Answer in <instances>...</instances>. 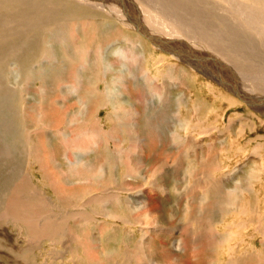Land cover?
<instances>
[{"label": "rangeland", "instance_id": "1", "mask_svg": "<svg viewBox=\"0 0 264 264\" xmlns=\"http://www.w3.org/2000/svg\"><path fill=\"white\" fill-rule=\"evenodd\" d=\"M11 1H13V3ZM11 1L10 0H4L2 2V0H0V5H1L0 8H2L1 11H3L4 14L6 13L5 17H7V16L16 17L13 20H20L21 18L26 19L27 18L26 16H28L30 14V12L27 10H29V8L34 10V8L36 6H40V5L42 6V8L44 10L49 9L50 12L53 8L54 9H60L61 8L62 14L60 13L58 15V17L63 18L65 15H67V18L58 22L59 24L58 23L55 24L52 22L51 28L50 29L47 28L46 30L44 29L45 30L44 32L35 28L32 33H29L28 35H26L29 37L33 36V38H35V39H37L38 35L40 36V40L42 39L41 40L42 43L40 42V45H41V47H44V49L46 48L45 49L46 52L44 54L45 56L44 55L42 57L40 56V55H42L41 54L42 52L40 51V48H39L40 46L39 47L36 46L34 44V42L31 41V43H29V45L26 47L27 48L26 51L19 55V58L14 56V55L13 56L15 58L12 57V55L9 57H6L7 54L4 52H2L3 53L1 56L2 58L0 57L1 63L3 62V64L0 63V71L2 72V76L0 75V80L3 83V86L1 85L3 88V89L1 88L3 92L0 90V94H3L4 92L6 93L7 91L12 89L11 91H13V93L11 94V96L9 98V102L12 104V106H11L12 108L15 107L13 110L12 109H5L3 115L11 114V117H14V119L13 118L12 119L15 120L16 122H18V124H19L18 127L20 128V129L16 128V130H14V132L13 131L9 132L8 135H6L2 131V128L0 125V143L2 141L9 143V148H10L9 153H4V155L0 154V164H4V165H2L0 171L2 173H4L5 175L9 176V178L7 179L5 188H0V200H1L0 212H4L7 215H9L6 218H3L0 214V221H1L0 222V264H91V263L92 264H103V263L104 264H137L136 262L133 263L132 261H129L127 259L125 252L127 250L126 249L127 246L129 245V247H132L133 246L132 245L133 240L140 237V235L142 233V232H140L141 230L148 231V233H149L150 239H148L149 240L148 241L149 242L148 243V245H149L148 246L149 247L148 248L149 249L148 250V257L153 258L154 260H158V262L160 264H179L180 262H181L180 264H185V263L186 264H231V263L236 264L233 261H237V258L239 259L240 262L242 259V261H243L242 264H253V263L264 264V232H263L264 229H258L256 227L257 222L253 225L254 227L249 226L248 220L251 217L250 212L245 211L242 214H237L232 209L229 210L227 212V214H224L222 216V218L220 219V221L215 225V229L218 230L219 232H221V235L224 234L225 236L226 235L228 236V237L226 236L227 239L224 240L221 238L219 240V237H216L215 240H212L210 238L208 239L205 237L204 239L206 241L203 239V241L201 243V249H204V247H206V250L201 253V256L197 255V253H198L196 251V247H197L196 244L198 242L197 241V236H198L197 231L193 230V229L189 230L188 228H186L187 225H191L188 222L192 223L195 221H192L190 219L189 215L186 216V214H183V213H185L184 209H183V205H188V204H186L187 201L185 198L179 199L177 196L178 191H183L185 193V194L183 193V196L187 195V192H186L187 190L185 187L190 186L191 183H193V179L190 178V181L187 184H185L182 181H181V183L179 182L180 183L179 184L176 181V177L181 178V174L180 173L178 174V172H176L174 170V166H175L174 164H172V165L170 164L172 156H170V158L168 160V163L170 162L168 165L169 169L168 168L162 169V166H161V163L166 161V160H163V157H161V155L163 156L164 151L169 152L172 149V151H171L172 153L175 151L173 158H176V157H174L175 155L177 156V155H181L183 152H188L187 148L190 147L188 144H190L191 142H193V143L195 142L196 144L201 145L203 147L202 149L205 150V152L208 156L211 155L212 149H218V153H220L221 150H224V152H226L225 156L223 158L224 160L222 159V161H221V165H224V164H226V165L218 166L213 171L212 176L214 178L219 173H221V171H219V168H224L223 170L225 172H223V173H224L225 177L236 178L237 176H239L241 174V172L237 173V174H235V173L239 170V168L241 166L245 165L246 160H251L253 162L256 161V163L257 162H263L264 161V153L262 154L263 156H261L260 159H258L259 157L257 155H255V157L253 159L252 158L253 154H251V153L253 151L256 152L255 148L252 149V147L256 146L257 142H264V126H260L257 122L260 120V121H262V122H260V124L264 125L263 124L264 123V112L262 111V108L264 107L263 106L264 103L261 101H257L258 99L254 100L255 98H253V99L250 98L251 100H253V102L255 101L254 105H252L250 103V101L246 100L247 101V103H246V101L242 100L241 98H239L236 95L231 96V95H233V93H231V91L227 90L225 87H223L222 85L217 83L215 80L210 79V78L202 75L198 71L194 72L196 74V77L198 80L193 79L194 76L190 75V73L188 75H186V73H183L184 75L183 74H181V75L185 78V82L187 84L186 87L189 86L188 91L190 90L189 93L191 94V97H190L191 100L189 98V100H190L189 102L191 104L197 103L198 105H200V113L201 114L198 113V115H199L198 117H196V118L193 117V119H191L190 115H192V114H191V112L188 113V111H187V109L189 107H188V102L186 100H181L182 102L180 103L177 94L175 96H173V94L171 93V95L173 97L170 96V99H171V101H170L168 95L166 96V94L164 92L165 88L160 89V87L156 86V88H154L155 90H153V89L152 90H145V89H147L145 87L146 85L145 84L143 85V81H144V77H145V74L143 73L144 68H146L148 66L150 68V70H152V72L156 74L157 72H154L153 70L158 69L156 67L157 66L156 62L158 59H160L161 53L163 56L166 55L173 62H177V63L180 62L184 68L189 70L188 66L184 64L187 62V59H182L181 56H179V55H172L171 52L166 51L165 49H162L161 47L160 48L154 47L153 44L143 34L138 33L133 28H129L127 26L125 27V25L117 19L116 15L109 8H107V10L100 9L97 6H95V8H93L91 6H87V5H85L83 3H79L77 1L74 3L73 2L74 0H48V1L37 0L36 3L34 0H11ZM91 1H95V0H91ZM96 1H102V0H96ZM110 1L111 0H104V3H109ZM63 2L65 3L64 5H63ZM7 3H8V5H7ZM19 3H21V4H19ZM22 3H23V5H22ZM46 5H48V6L46 7ZM5 6H7V7H5ZM22 7H23V9H22ZM6 10H7V12H6ZM33 10H31V12ZM17 11H21L25 15L22 14V17L17 16L15 14V13H17ZM127 12L130 14V12L128 10H127ZM135 12H136V10H135ZM12 13L15 15H13ZM53 13L55 14V11H53ZM9 14H11V15H9ZM107 16H109L110 18L109 17L107 18ZM5 17L3 19H5ZM17 17H19V19ZM115 26H117V27H115ZM121 29H122V32L128 33V35H131V37L137 42L139 41L137 36L142 35L143 37L142 36H140V37L144 38L146 40L145 43L142 42L143 45H141V43H140V46H135V45H132V44L126 42L122 38L123 34L121 32ZM47 30H49V31H47ZM4 32L6 34H8V33H11L12 31L11 30H5ZM36 32H38V34ZM41 33L43 35H41ZM72 33H74V34H72ZM115 34H117V35H115ZM100 35H102L101 38H100ZM135 35H137V36L135 37ZM45 36H46V38H45ZM113 36H114L116 41L114 40ZM57 37H58V40H57ZM131 37L129 36V39H132ZM85 38H86V41H85ZM44 39L46 42L44 41ZM46 39H48V40H46ZM54 39H55V41H54ZM102 39H103V41H102ZM60 40H62L61 41L62 43L57 42ZM98 40L101 42H99ZM104 40L106 42H104ZM18 41H19V38H18ZM7 42H9V41H7ZM7 42H5L6 45H5V43H3L2 44L3 46H1L3 51L6 52V51L11 50L13 47L14 48L16 47L12 41H10L9 43H7ZM37 42L39 43V41H37ZM77 42L79 43V45L81 43L82 44L79 46ZM90 42H92V43L94 42L93 44H97V46L96 45L92 46V43H90ZM7 44H8V46H7ZM87 45L90 47L86 48V47H88ZM121 45H123L124 47ZM128 46H129V48H128ZM32 47H35V48L33 49ZM36 47H37V49H36ZM113 47H114V49H113ZM119 47H122L125 50H127V48H128V50L126 51L127 53L130 49V51H131L130 54H133V56L136 55L135 57H137V59H138L137 63L128 62L127 66L129 65L130 70H129V67H126V65H125L126 70L123 68L124 67L123 65L125 64V62L123 64L122 63L123 60L119 59V57L117 55H115V53H114V50L115 51L119 50ZM104 48H105V50H103ZM91 49H92V51H91ZM34 50H37V51H34ZM72 50H73V52H72ZM85 50H86V52H85ZM48 51L51 53L54 51V53L48 54ZM36 52L39 54V56H38V54H37V56H35ZM82 53L84 56H82ZM137 53L141 56H142L141 53H143V58L141 56L139 58L137 56ZM59 55H60V57H58ZM205 55H207V54H205ZM210 55H208V56H210ZM25 56H28V58L32 57V56L33 57L28 59ZM166 56L164 57L165 58L164 61L167 60ZM4 57L6 60L3 59ZM103 57H105L107 60H109V63H110V61L112 62V63H110L111 68L108 69L106 72L104 70V65H103L104 64V61H103L104 58ZM25 58H26V60H24ZM38 58H39L40 63L37 62ZM7 60L9 63L7 62ZM142 60H144V61H142ZM118 61H119V63H118ZM19 62H20V64H18ZM21 63L22 64L25 63V64L21 65ZM213 63H215V62H213ZM7 64H10L11 66L7 65ZM207 64H211V62H207ZM17 65H18V68H17ZM133 65H135V67ZM223 65H225V64H223ZM19 66H21V67L23 66V67L21 68ZM12 67L17 68L20 71V74L24 75V76L20 75V78L18 81L15 79V76L12 72ZM79 67H80V70H79ZM3 68H4V70H3ZM113 68H114V70H113ZM133 68L135 69V72L133 71L134 70ZM200 69H202V68H200ZM5 70H7L6 71V72H8L7 74H6ZM53 70L55 71L56 74H54ZM82 71H83V73H82ZM118 74L122 75L123 78L125 77V79H127V81H128L127 83L128 84L130 83V85L123 87L122 81L118 80V78H117L119 76ZM8 75H10V76H8ZM114 75H116V76H114ZM198 75H199V77H198ZM66 76H67V78L65 80ZM3 77H5V79ZM136 77H138L139 83L142 84L141 86L140 85L137 86V84H135L134 79ZM23 78H25V79H23ZM27 78H28V80H27ZM77 78H78V80H77ZM116 78H117V80H115ZM29 79L31 80V82ZM23 80H24V82H22ZM50 80L52 81V83ZM19 81L21 83H19ZM26 81H28L27 82L28 86H27V84L25 85ZM91 81H92L93 85L91 84ZM29 82H30V84H29ZM80 82H82V84ZM105 82H106V84H105ZM7 83H8V85H10L9 88H8ZM115 83H117L118 85H121L120 88L123 89V91L126 95V98L128 99V102L132 105L134 104L133 106L137 105L134 108L138 112V114L136 115L137 116L136 119H139L138 120L139 122L137 121V123H136L137 125L135 127L138 130H136L134 132H139V134H137L136 137H139L142 139L144 138L143 139L144 143L147 142L148 151H147L146 156H148V154L151 155L153 153L149 158L148 164L146 165V167H148V168H145V170H149V167L150 168L157 167L159 165V162H160L159 168L157 167L159 174L157 175V173H156V175H154V177L159 178L158 179L159 181H161V180L164 181L166 179L164 181L165 182L164 185L165 184L169 185L170 188L169 187L168 188L173 190L170 196H167L163 199L164 204H161V205L158 204V202L160 203L161 201H160V197L157 195L158 193L154 194L156 192V188L154 186H152L151 184H142L141 180L139 178H138L139 180L138 179L137 180L136 179H129L128 181L124 180L121 176L122 175L121 169L119 170L120 173L118 174V176H117L118 179L116 181L111 182L112 181L111 179L113 177L110 176V174L107 172L102 177H96L95 176V184H94L95 187H93V188L90 187L88 189H85L87 185L90 186V184L87 183V179L91 178L93 173H95V159L100 157V155H95V139H96L95 138L96 135L94 134L95 133L94 132L95 120H96L97 127L100 126L101 122L102 123L105 122L104 124H105L106 128L108 127L107 125L109 123L110 124L112 123V124H114V126H116V121H114V120L112 121V119L110 120V118H109L110 115H114V112H113L114 110L112 111V109H113L112 103L111 102L106 103V101L104 102L102 97L103 98H106V97L105 96L101 97V92L106 87H112L113 88V85ZM213 84H214V86H213ZM14 85L15 86L19 85V86L15 87ZM68 86H71L74 89V91L69 89ZM139 87H141V88L139 89ZM186 87H185V89H186ZM214 87L217 89H215ZM13 88H14V90H13ZM52 88L54 91H56L55 93L52 90ZM213 88H214V90H213ZM86 89H87V91H86ZM167 89H168V87L165 89L166 92H167ZM159 90L160 91L163 90L164 94L158 92ZM45 91H46V93H45ZM146 91H148V92H146ZM188 91L186 89L187 93H188ZM24 92H26V95H24L25 94ZM48 92L50 93V95ZM51 92L53 95L51 94ZM73 92H74V94H73ZM223 92L225 94H223ZM59 93L62 97H58V96H60ZM67 93H69V94H67ZM208 93H211V94H208ZM200 94L202 95V97L200 96ZM27 96H29V97H27ZM44 96H46V97H44ZM50 96H53V99H50L51 98ZM159 96H161L160 99H159ZM211 96H212V98H211ZM38 97H40V98H38ZM151 97L153 100H151ZM64 98H65V100H62ZM97 98H98V100H97ZM146 98H148V99H146ZM164 98H166V100H164ZM233 98H234V100H233ZM37 100H40V101H37ZM48 101H50V103H48ZM232 101H233V103H232ZM24 103L25 104L28 103V104L25 105ZM52 103H54V105H57V107L52 105ZM212 103H213V105H211ZM168 105L172 106V107L169 108ZM184 105H185V107H184ZM58 107H59V109H58ZM108 107H110V108H108ZM156 107H158V109H156ZM213 107H214V109H213ZM26 108H28V109H26ZM164 108H166V109H164ZM104 109H106L107 111ZM148 109H151V110H148ZM172 109H176V110H172ZM33 110H35V111H33ZM52 110H53V112H52ZM167 110H168V113L170 112L169 114H167ZM56 111L57 112L59 111L60 114H62V116H60L59 112L57 113ZM88 111H90V112H88ZM122 111L125 113L124 108L122 109ZM139 111L140 112L142 111L141 112L142 114ZM145 111H147V112H145ZM148 111H150V112H148ZM155 111L158 114L155 113ZM159 111H160V113H162L161 111H164V112L162 114H160ZM176 113H177V115H176ZM153 114H154V116H153ZM155 114L158 116H156ZM25 115H27V117ZM63 115L66 116L64 122H62L64 120ZM149 115H150V117H149ZM162 115H164L167 118H165ZM181 115L184 118L181 117ZM186 115H187V117H186ZM206 115H207V118H206ZM215 115H216V117H215ZM41 117H43L42 118L43 120L41 119ZM178 117H179V119H178ZM203 118H204V120H203ZM38 119H40V120H38ZM97 119H101L102 121H97ZM152 119L154 120V122ZM172 119L175 121H173ZM186 119L188 121L193 120L191 122L192 124L190 123V126H188L187 129L186 128L181 129L180 125L185 123ZM194 119L195 120L197 119V120L195 121ZM199 119H200V121H199ZM238 119H241V120H238ZM28 120H30L31 122L27 123ZM60 120H62V121H60ZM150 120H151V122H150ZM157 121H158V123H157ZM160 121H162V123ZM163 121H165V122H163ZM213 121H214V123H212ZM230 121L231 122H233V121L237 122L238 125L235 126V128H234L235 130L234 129L232 130L230 128L226 129V127H228ZM68 122H71V124L66 126V124ZM144 122H146V123H144ZM152 122H153V124H152ZM199 122H200V125H199ZM209 122H211V123H209ZM216 122L218 124H215ZM253 122H255V123H253ZM175 123H178V124H175ZM252 123H253V125H252ZM86 124L90 125V127L92 128V129L90 128V131H89V128H88V131L84 130V127L86 126ZM38 125H39V127H37ZM74 125H76L78 127H76ZM208 125H210V126H208ZM28 126L30 127V129L27 128ZM93 126H94V128H93ZM137 126H139V127H137ZM35 127L39 128V129H36ZM46 127L48 128V130ZM75 127H76L77 131H76ZM176 127H178V130ZM45 128H46V131H45ZM140 128H142V129H140ZM114 129L105 131L101 134L107 135L109 132H114L116 135V132L114 131ZM155 129H158V131ZM241 129H242V131H241ZM35 130H37V131H35ZM220 130L222 131V133L218 134V132ZM72 131L73 132L76 131V132L73 133ZM149 131H153L152 132L153 134L155 131H156L155 134L158 132V134H156L157 138H154L155 135H152V133H150ZM173 131L177 132V133L174 134ZM64 132L68 136L67 135L65 136ZM179 132H180V134H179ZM243 132H245V133H243ZM11 133H12V139L10 138ZM141 133L142 134L144 133V134L142 135ZM98 134H100V133H98ZM185 134H187V135H185ZM258 134L260 135L261 138L259 139V141H256L255 138H257ZM177 135H178V137H177ZM14 136H15V139H14ZM25 137H28L27 140H25ZM221 137H225L227 141L229 138L231 141L229 140L228 141L229 144L224 143V145H223V143L219 141V139ZM249 139L250 140L252 139V140L250 141ZM145 140H147V141H145ZM187 141H188V143H187ZM227 141H225V142H227ZM43 142H45V143H43ZM101 142H102V140L99 141L98 143L101 145ZM114 142H115V140H114ZM119 142H120V140L117 139L116 143H119ZM132 143H130V144L128 143V144L131 145ZM230 144H231V146H229ZM100 145H98V146H100ZM151 145L152 146L157 145L156 150H154V152H153ZM25 146L27 148V151H25V154L23 155V147H25ZM75 146H76V148H75ZM87 146H90V147L92 146L94 151L89 152L91 154L85 156L87 158L83 159L82 162H80L78 165H69L68 164L69 161H72V159L74 157H76V154H74L72 152V150L82 149L80 147H83V149H85ZM176 146H177V148H176ZM241 146H243V148ZM12 147L13 148L16 147L17 153L13 152ZM29 147L32 150L31 152H29ZM229 148L231 149V152H229L230 151ZM33 149L35 150V154H34ZM241 149H242V151H241ZM234 150H235V152H234ZM243 151H244V155H243ZM52 153H53V155H52ZM170 153H168V154H170ZM232 154H234V157L232 156ZM49 156H50L51 160L48 159ZM119 157H117V158H119ZM240 158H242V159H240ZM12 159L15 162L14 165L12 164ZM238 159H240V160H238ZM59 160H62V161H59ZM45 163H47V164H45ZM68 165H69V167H67ZM148 165H151V166H148ZM20 166H22V168ZM195 166H196L195 168L192 166L193 169H197L199 167V165L198 164L196 165V163H195ZM74 167H76V168L74 169ZM184 167L188 168V164H186L185 161L183 164V168ZM245 168L248 169L249 167L244 166V169ZM61 169H63V170L65 169V170L63 171ZM189 169H191V166H189ZM24 170H26V171L23 172ZM161 171H163L164 173H162ZM172 171H173V173H172ZM17 173H18V175H17ZM262 175H261V179L258 181V183H256V190L258 189L257 194H256L257 195V201H255V199H254V202L255 203L257 202V204L253 203L254 209L256 208L255 209V213H256L255 217L257 220L259 217V226H261V227L264 226V174H262ZM110 177H112V178H110ZM218 178H220V176ZM103 179H104V181H103ZM135 180L137 182V185H136ZM7 183H9V184H7ZM107 183H109L108 184L109 187L105 186V185H107ZM120 183H122L123 185ZM174 183L179 186V190L177 192H174L175 188H174V186H172V185H175ZM139 184L141 186L144 185L143 186L144 188L143 189H141V188L136 189V187ZM228 185H230V183H228ZM7 186H8V188H7ZM103 186H105V187H103ZM101 187H103V188H101ZM115 188L118 190L116 191ZM124 188H133V191H132L133 193H135L136 191L141 189V191L144 192L145 195L147 194L148 203L150 205H153L151 207L152 210H149V211L155 215V219L158 220L159 226L160 225L163 226L162 230L157 231L159 229V226H155V224H152V223H149V224H146V223H138V224L126 223L125 220L127 218L131 219L132 216L136 215V213H133V214L129 213L128 214V211H127V209H125L124 204L121 205L123 207H121L120 204L116 207L115 204H117V203H115L113 201V199L112 200L109 199V201L107 202L108 204L107 203L103 204L104 202H102V200L104 198H106L107 196L118 195L119 193H122V194H124V196H122V197L125 198L127 195H129L131 191L126 192V191H124ZM19 190H20V192H19ZM63 192H65V193H63ZM106 192L108 193V195ZM109 193H111V194H109ZM126 193H128V194H126ZM30 194H31L32 199L29 196ZM104 194H106V196H104ZM12 195L15 196L16 200H18L24 207H26L27 213H24V214H28V215L33 217V219L31 218L30 222H28V223L26 222V216H24V214H19V217H18L15 215V213H13L11 210H9L6 207V202L8 201L9 198L12 197ZM89 196H98V198H97L98 202L95 201L96 204H89L88 203ZM85 198H87V199H85ZM30 199L32 201H29ZM157 199H159V201ZM74 200H76V201H74ZM77 200H79V201H77ZM250 200H251V198H250ZM180 201H181V203H179ZM69 202H73V203H69ZM121 202H122V200H121ZM79 205H81V207H79ZM28 207H29V209H28ZM48 207H49V209H48ZM162 207H163V209H162ZM36 209H37V212H35ZM85 209H88V210H85ZM29 211L32 213H30ZM71 211H73V212H76V211L84 212V214L81 213V216L93 215L94 219L95 220L97 219L98 223H95V221H88V223L87 222L82 223V224L80 223L81 225L77 224L76 217H74L72 214H70ZM172 211H174V212H172ZM108 212L110 214L114 213L116 219L113 217L110 218L108 216L105 217L104 214H106ZM251 212H252V209H251ZM102 213H103V215H102ZM120 213H122V214H120ZM62 214L65 216H63ZM99 214H101V215H99ZM11 215H13V216H11ZM34 215H36V216H34ZM66 215H68V216H66ZM54 216L57 218H55ZM62 217H64V218H62ZM68 217L70 220L68 219ZM219 217H220V215H219ZM10 218H12V219H10ZM65 218H67V220H65ZM52 219H53V221H52ZM241 219H242V221H241ZM159 220H161V221H159ZM229 220L232 221V223ZM100 221H102V223ZM111 221H113V222H111ZM245 221H247V222H245ZM116 222H118V223H116ZM53 223H54L53 226L56 225L55 227L59 228V230L57 231L56 237L50 239V238H48L47 235L51 231L52 226H50V225ZM59 224H60V226H59ZM144 224L146 225V227ZM185 224H186V226H185ZM236 225H238V226H236ZM111 226H112V229H111ZM113 226H114V228H113ZM108 228L110 230H108ZM165 228H168V229L170 228L169 233L165 234V231H164ZM104 229H106V231ZM127 230L128 231L130 230L129 232H131V233L133 232V233L131 235H127L126 234V233H128ZM132 230H134V231H132ZM62 231H63V234H61ZM115 231H117V232H115ZM186 231H188V232H186ZM94 232L97 234H95ZM45 233H46V235H45ZM78 233H79V235H78ZM204 233H205V231H204ZM151 235H152V237H151ZM193 237L195 239H193ZM86 239H88V240H86ZM93 239H95V240L98 239V242H96L97 240L94 241ZM124 239H126L128 241H125ZM99 240L101 242H99ZM116 240H118V241H116ZM209 240H211V241H209ZM121 241H123V242H121ZM142 241L145 242V239L143 238ZM179 241H182V243H183V245H181V247L177 246V243ZM245 244H246V246H245ZM232 248H233V250H232ZM247 248L250 250H248ZM73 249H75V251ZM111 250H112V252H111ZM169 250L171 251V253L169 252ZM223 250H224V252H223ZM101 251H103V252H101ZM209 251H211V253ZM100 255L102 256L103 259H101ZM205 256H206V258H205ZM221 258H222V260H221ZM161 259H162V261H161ZM227 259H228V261H227ZM169 261H170V263H169Z\"/></svg>", "mask_w": 264, "mask_h": 264}, {"label": "bare ground", "instance_id": "2", "mask_svg": "<svg viewBox=\"0 0 264 264\" xmlns=\"http://www.w3.org/2000/svg\"><path fill=\"white\" fill-rule=\"evenodd\" d=\"M4 0H2L3 2ZM11 1V0H10ZM35 3L37 0H34ZM44 1H48V0H44ZM79 2V3H83L87 6H91L93 8H95V6L99 7L100 9L103 10H107V8H109L117 17V19L119 21H121L125 27H129V28H133L135 29L138 33L143 34L152 44L154 47H158V48H162L165 49L166 51H169L172 53V55H179L181 56L182 59H187V62L184 63L185 65L188 66L189 70H187L186 68L183 67V65L179 62H173L172 60H170L166 55L167 60L164 61V57L161 53V57L160 59L157 60V68L153 70L154 72H157L156 74L152 72V70H150V68L147 66L146 68H144L143 73L145 74L144 77V81H143V85L145 84L146 88L145 90H155L154 88L160 87V89H164V92L166 94V96L168 95L169 99L171 93L173 94V96H175L177 94L180 103L182 102L181 100H186L188 102V113L191 112L192 115H190V118L193 119V117H198V113H200V105L196 104H191L189 101L191 100V94L188 91V87H186V82H185V78L181 75L183 73H186V75H188L190 73V75L194 76L193 79L198 80L196 77V74L194 73L195 71H198L199 73H201L202 75L215 80L217 83H219L220 85H222L223 87H225L227 90L231 91V93H233V95L231 96H238L239 98H241L244 101H250V103L252 105H254L255 101L253 102V100H251L250 98H255L254 100L258 99L257 101H261L264 103V0H111L109 3H104V0L102 1H91V0H74L73 2ZM13 3V1H11ZM11 3V4H12ZM16 3V2H15ZM40 3V2H39ZM42 3V2H41ZM21 4V3H19ZM29 4V3H28ZM47 4V3H46ZM54 4V3H53ZM56 4V3H55ZM65 3L63 2V5ZM8 5V3H7ZM23 5V3H22ZM62 5V4H61ZM79 5V4H78ZM1 6V5H0ZM12 6V5H11ZM48 5H46L47 7ZM7 7V6H5ZM64 8V7H63ZM62 8V9H63ZM133 10H132V9ZM2 8H0V57L2 56V52L6 53L7 56L9 57L12 55V57L16 56L19 58V55L21 53H24L26 51V47L29 45V43L34 42V44L36 46H40V51L42 52L40 55L41 57L45 54L46 52V48L44 49V47H41L40 42L42 43V39L40 40V36H37V39L29 36V33H32L34 31L35 28L41 30V31H45L47 28H51V24L53 23H58L62 20H64L65 18H67V15H65L63 18H59L58 15L61 13L62 14V10L60 9H52L51 12L49 9L44 10L42 8V6H36L33 9L27 10L30 12V14L28 16H26L27 18H21L20 20H13L16 17H10L7 16L5 17V14L3 13V11H1ZM6 9V8H5ZM23 9V7H22ZM51 9V8H50ZM17 10V9H16ZM19 10V9H18ZM31 10H33L31 12ZM127 10L130 12V14L127 12ZM136 10V12H135ZM10 11V10H9ZM53 11H55V14L53 13ZM7 12V10H6ZM24 12V11H23ZM108 12V11H107ZM54 15H53V14ZM69 13V12H68ZM104 13V12H103ZM111 13V12H110ZM139 13V14H138ZM8 14V13H7ZM13 14V13H12ZM17 16L22 17V12L21 11H17V13H15ZM13 14V15H15ZM72 14V13H71ZM70 14V15H71ZM74 14V13H73ZM105 14V13H104ZM11 15V14H9ZM12 15V16H13ZM25 15V14H23ZM88 15V14H87ZM141 16V17H140ZM5 17V19H3ZM10 17V18H9ZM106 17V16H105ZM109 16H107L108 18ZM19 19V17H17ZM110 18V17H109ZM112 18V17H111ZM142 18V19H141ZM108 20V19H107ZM75 21V20H74ZM91 22V21H90ZM59 24V23H58ZM53 26V25H52ZM108 26V25H107ZM117 27V26H115ZM123 27V26H122ZM45 29V30H44ZM57 29V28H56ZM75 29V28H74ZM5 30H11V33L6 34L4 31ZM52 30V29H51ZM93 30V29H92ZM49 31V30H47ZM71 31V30H70ZM120 31V30H119ZM127 31V30H126ZM10 32V31H9ZM122 32V29H121ZM38 34V32H36ZM88 33V32H87ZM120 33V32H119ZM133 33V32H132ZM74 34V33H72ZM123 34V39L135 46H140L143 45V43H145V39L141 38L140 36L135 35V37L137 36V38L139 39V41H135L131 35H128V33L126 32H122ZM135 34V33H134ZM41 35H43L41 33ZM113 35V34H112ZM117 35V34H115ZM133 35V34H132ZM17 36V37H16ZM65 36V35H64ZM102 35H100L101 38ZM111 36V35H110ZM129 36L133 39H129ZM109 37V36H108ZM120 37V36H119ZM143 37V36H142ZM19 38V41H18ZM42 38V37H41ZM46 38V36H45ZM93 38V37H92ZM112 38V37H111ZM114 38V36H113ZM112 38V39H113ZM73 39V38H72ZM94 39V38H93ZM120 39V38H119ZM118 39V40H119ZM136 39V38H135ZM48 40V39H46ZM58 40V37H57ZM84 40V39H83ZM115 40V38H114ZM137 40V39H136ZM7 41H12L15 44V48L13 47L11 50L9 51H3V49L1 48V46H3L2 44L7 42ZM39 41V43L37 42ZM45 41V39H44ZM55 41V39H54ZM60 41H57L58 43H62ZM86 41V38H85ZM99 41V40H98ZM103 41V39H102ZM113 41V40H112ZM116 41V40H115ZM122 41V40H121ZM7 42V43H9ZM46 42V41H45ZM48 42V41H47ZM51 42V41H50ZM81 42V41H80ZM101 42V41H99ZM104 42H106L104 40ZM109 42V41H108ZM107 42V43H108ZM111 42V41H110ZM143 42V43H142ZM78 43V42H77ZM92 43V42H90ZM94 43V42H93ZM96 45L97 44H93ZM96 43V42H95ZM51 44V43H50ZM74 44V43H73ZM76 44V43H75ZM82 44V43H81ZM80 44V45H81ZM89 44V43H88ZM112 44V43H111ZM110 44V45H111ZM6 45V43H5ZM47 45V44H46ZM77 45V44H76ZM79 45V43H78ZM79 45V46H80ZM104 45V44H103ZM106 45V44H105ZM149 45V44H148ZM8 46V44H7ZM71 46V45H70ZM88 46V45H87ZM123 46V45H121ZM49 47V46H48ZM78 47V46H77ZM76 47V48H77ZM90 46L86 47L89 48ZM124 47V46H123ZM143 47V46H142ZM33 49L35 47H32ZM127 48V47H126ZM129 48V46H128ZM127 48V50H128ZM132 48V47H131ZM144 48V47H143ZM32 49V50H33ZM37 49V47H36ZM66 49V48H65ZM78 49V48H77ZM83 49V48H82ZM111 49V48H110ZM114 49V47H113ZM135 49V48H134ZM68 50V49H67ZM84 50V49H83ZM89 50V49H88ZM105 50V48L103 49ZM127 50H125L122 47H119V50H114L115 55H117L119 57V59L123 60V64L125 62V64L123 65L124 69H125V65L126 67H129V65L127 66L128 62H134L137 63V57H135L136 55L133 56V54H130V49L128 51V53L126 52ZM133 50V49H132ZM140 50V49H139ZM138 50V51H139ZM143 50V49H142ZM149 50V49H148ZM37 51V50H34ZM39 51V50H38ZM92 51V49H91ZM101 51V50H100ZM147 51V50H146ZM59 52V51H58ZM71 52V51H70ZM73 52V50H72ZM86 52V50H85ZM88 52V51H87ZM99 52V51H98ZM102 52V51H101ZM133 52V51H132ZM140 52V51H139ZM143 52V51H142ZM31 53V52H30ZM40 53V52H39ZM54 53V51L52 52ZM51 52L48 51V54H52ZM103 53V52H102ZM150 53V52H149ZM34 54V53H33ZM37 52L35 54V56H37ZM106 54V53H105ZM141 55H139L137 53V56L140 58V56L143 58V53H141ZM207 54V55H205ZM211 54V55H210ZM14 55V56H13ZM31 55V54H30ZM71 55V54H70ZM210 55V56H208ZM34 56V55H33ZM32 56V57H33ZM39 56V54H38ZM45 56V55H44ZM64 56V55H63ZM82 56L83 53H82ZM99 56V55H98ZM201 58H200V57ZM26 58H28V56H25ZM29 57L28 59L32 58ZM60 57V55L58 56ZM109 57V56H108ZM2 58V57H1ZM15 58V57H14ZM24 58V57H23ZM26 58L24 60H26ZM36 58V57H35ZM34 58V59H35ZM47 58V57H46ZM71 58V57H70ZM103 61H104V70L105 72L111 68V64L112 63L109 60H107L105 57H103ZM200 58V59H199ZM5 59V57L3 58ZM27 59V60H28ZM41 59V58H40ZM43 59V58H42ZM49 59V58H48ZM55 59V58H54ZM94 59V58H93ZM145 59V58H144ZM6 60V59H5ZM44 60V59H43ZM42 60V61H43ZM58 60V59H57ZM97 60V59H96ZM12 61V60H11ZM10 61V62H11ZM23 61V60H22ZM35 61V60H34ZM117 61V60H116ZM141 61V60H140ZM139 61V62H140ZM144 61V60H142ZM8 62V60H7ZM25 62V61H24ZM39 62V58L38 61ZM63 62V61H62ZM138 62V63H139ZM207 62H211V64H207ZM215 62V63H213ZM1 63V61H0ZM6 63V62H5ZM9 63V62H8ZM13 63V62H12ZM30 63V62H29ZM40 63V62H39ZM61 63V62H60ZM64 63V62H63ZM119 63V61H118ZM3 64V62L1 63ZM11 64V63H10ZM7 64V65H10ZM16 64V63H15ZM20 64V62L18 63ZM25 64V63H24ZM21 63V65H24ZM31 64V63H30ZM29 64V65H30ZM37 64V63H36ZM115 64V63H114ZM225 64V65H223ZM101 65V64H100ZM99 65V66H100ZM113 65V64H112ZM2 66V65H1ZM11 66V65H10ZM28 66V65H27ZM70 66V65H69ZM81 66V65H80ZM114 66V65H113ZM135 67V65H133ZM208 66V67H207ZM15 67V66H14ZM21 67V66H19ZM23 67V66H22ZM21 67V68H22ZM25 67V66H24ZM62 67V66H61ZM82 67V66H81ZM202 69H200V68ZM207 67V68H205ZM11 68V67H10ZM18 68V65H17ZM17 68H13L12 67V72L15 76V79L18 81L20 78V71ZM115 68V67H114ZM113 68V70H114ZM121 68V67H120ZM2 69V68H1ZM134 69V68H133ZM4 70V68H3ZM9 70V69H8ZM80 70V67H79ZM126 70V69H125ZM130 70V67H129ZM7 70H5L6 72ZM72 71V70H71ZM122 71V70H121ZM128 71V70H127ZM135 72V69L133 70ZM193 71V72H192ZM211 71V72H210ZM51 72V71H50ZM54 74L55 71L53 70ZM73 72V71H72ZM71 72V73H72ZM133 72V73H134ZM8 72H6L7 74ZM22 73V72H21ZM58 73V72H57ZM75 73V72H74ZM81 73V72H80ZM83 73V71H82ZM81 73V74H82ZM29 74V73H28ZM64 74V73H63ZM67 74V73H66ZM76 74V73H75ZM74 74V75H75ZM79 74V73H78ZM125 74V73H124ZM0 75L2 76V72L0 71ZM73 75V76H74ZM104 75V74H103ZM113 75V74H112ZM119 75V74H118ZM181 75V76H180ZM184 75V74H183ZM10 76V75H8ZM24 76V75H23ZM116 76V75H114ZM135 76V75H134ZM133 76V77H134ZM138 76V75H137ZM12 77V76H11ZM75 77V76H74ZM199 77V75H198ZM5 79V77H3ZM2 78V79H3ZM10 78V77H9ZM8 78V79H9ZM31 78V77H30ZM67 76L65 77L66 80ZM107 78V77H106ZM118 80L122 81V86H128L130 85V83L128 84L127 79H125V77L123 78L122 75H119ZM117 78L115 80H117ZM22 79V78H21ZM25 79V78H23ZM53 79V78H52ZM74 79V78H73ZM28 80V78H27ZM30 80V79H29ZM33 80V79H32ZM61 80V79H60ZM69 80V79H68ZM78 80V78H77ZM131 80V79H130ZM194 80V81H195ZM7 81V80H6ZM51 81V80H50ZM58 81V80H57ZM207 81V80H206ZM24 82V80L22 81ZM28 81H26L25 85L27 84ZM31 82V80H30ZM29 82V84H30ZM115 82V81H114ZM130 82V81H129ZM135 84H137V86H141L142 84L139 83L138 77H136L134 79ZM200 82V81H199ZM19 83H21L19 81ZM49 83V82H48ZM52 83V81H51ZM82 84V82H80ZM121 83V82H120ZM127 83V84H126ZM202 83V82H201ZM205 83V82H204ZM47 84V83H46ZM65 84V83H64ZM91 84L93 85L92 81ZM106 84V82H105ZM160 84V85H159ZM196 84V83H195ZM215 84V83H214ZM213 84V86H214ZM3 83L0 80V90L2 91V86ZM8 85V83H7ZM59 85V84H58ZM66 85V84H65ZM212 85V84H211ZM10 85H8L9 88ZM15 86V85H14ZM19 86V85H17ZM15 86V87H17ZM23 86V85H22ZM28 86V84H27ZM89 86V85H88ZM218 86V85H217ZM7 87V86H6ZM14 87V88H15ZM24 87V86H23ZM41 87V86H40ZM47 87V86H46ZM63 87V86H62ZM85 87V86H84ZM121 85H118L117 83H115L112 87H106L102 92H101V97L105 96L106 98H103V101L106 103L111 102L113 109L112 111L114 112V115H110L109 118L110 120L112 119V121H116V126H114V124H108L107 128L105 127V122L100 124V126L97 127L96 125V120H95V130H94V134L95 136V155H100V157L95 159V173H93L91 178L87 179V183L90 184L86 186L85 189L88 188H93L95 187V176L96 177H102L103 175H105L107 172L110 174V178H112L110 181H116L118 179V174L120 173V169L122 170V178L126 181H128L129 179H140L142 184H151L152 186H154L156 188V192L154 194H157L160 197V203L158 202L159 199H157L158 204H164L163 199L167 196H170L172 191L171 189H169V185H164V181L166 180H161L159 181L157 177H154V175L159 174L158 173V168L159 165L155 168H150L149 170H145L146 165L148 164L149 158L150 156L153 154H148L147 155V151H148V144L147 142L144 143V138H139L136 137L137 134H139V132H134L136 130H138L136 127V123L139 119L137 118V114L138 112L135 110L132 104H130L128 102V99L126 98V95L123 91L122 88H120ZM152 87V88H151ZM188 91V93L186 92V89ZM2 88V89H1ZM13 88V90H14ZM48 88V87H47ZM69 89H71L72 91H74V89L71 86H68ZM83 88V87H82ZM141 87H139L140 89ZM144 88V87H143ZM179 88V89H178ZM193 88V87H192ZM215 88V87H214ZM213 88V90H214ZM11 89V88H10ZM191 89V88H190ZM217 89V88H215ZM222 89V88H221ZM9 90V89H8ZM12 90V89H11ZM7 91L6 93L4 92L3 94H0V125L2 128V131L8 135L9 132H14V130H16V128L18 129V122H16L14 119V117H11V114H7V115H3L5 109H14L12 108V104L9 102V98L11 96V94L13 93V91ZM53 90V88H52ZM89 90V89H88ZM100 90V89H99ZM138 90V89H137ZM144 90V91H145ZM203 90V89H202ZM54 91V90H53ZM66 91V90H65ZM87 91V89H86ZM141 91V90H140ZM206 91V90H205ZM204 91V92H205ZM219 91V90H218ZM221 91V90H220ZM223 91V90H222ZM3 92V91H2ZM50 92V91H49ZM48 92V93H49ZM56 91H54L55 93ZM130 92V91H129ZM148 92V91H146ZM151 92V91H150ZM158 92L163 93V90H159ZM212 92V91H211ZM23 93V92H22ZM26 95V92H24ZM46 93V91H45ZM47 93V94H48ZM86 93V92H85ZM154 93V92H153ZM203 93V92H202ZM235 93V94H234ZM52 94V92H51ZM69 94V93H67ZM66 94V95H67ZM74 94V92H73ZM205 94V93H204ZM207 94V93H206ZM211 94V93H208ZM217 94V93H216ZM223 94H225L223 92ZM29 95V94H28ZM50 95V93H49ZM53 95V94H52ZM60 95V93H59ZM142 95V94H141ZM152 96V95H151ZM163 96V95H162ZM172 96V97H173ZM188 96V97H187ZM200 96L202 97V95L200 94ZM206 96V95H205ZM262 96V97H261ZM29 97V96H27ZM46 97V96H44ZM50 99H53V96H50ZM58 97H62L61 95ZM133 97V96H132ZM146 97V96H145ZM154 97V96H153ZM197 97V96H196ZM218 97V96H217ZM25 98V97H24ZM23 98V99H24ZM40 98V97H38ZM37 98V99H38ZM43 98V97H42ZM80 98V97H79ZM136 98V97H135ZM161 98V96H159V99ZM190 98V100H189ZM194 98V97H193ZM212 98V96H211ZM214 98V97H213ZM45 99V98H44ZM48 99V98H47ZM49 99V100H50ZM148 99V98H146ZM199 99V98H198ZM197 99V100H198ZM209 99V98H208ZM218 99V98H217ZM229 99V98H228ZM227 99V100H228ZM55 100V99H54ZM62 100H65L62 99ZM98 100V98H97ZM139 100V99H138ZM151 100L152 97H151ZM164 100H166V98H164ZM215 100V99H214ZM234 100V98H233ZM40 101V100H37ZM171 101V99H170ZM216 101V100H215ZM230 101V100H229ZM246 101V103H247ZM46 102V101H45ZM54 102V101H53ZM82 102V101H81ZM141 102V101H140ZM162 102V101H161ZM166 102V101H165ZM197 102V101H196ZM200 102V101H199ZM48 103H50V101H48ZM55 103V102H54ZM54 103H52V105H54ZM163 103V102H162ZM220 103V102H219ZM222 103V102H221ZM233 103V101H232ZM249 103V104H250ZM25 104V103H24ZM28 104V103H27ZM25 104V105H27ZM42 104V103H41ZM86 104V103H85ZM170 104V103H169ZM209 104V103H208ZM32 105V104H31ZM30 105V106H31ZM50 105V104H49ZM61 105V104H60ZM149 105V104H148ZM181 105V104H180ZM213 105V103L211 104ZM219 105V104H218ZM259 105V104H258ZM57 107V105H54ZM107 106V105H106ZM154 106V105H153ZM157 106V105H156ZM169 106V105H168ZM179 106V105H178ZM229 106V105H228ZM264 106V105H263ZM35 107V106H34ZM150 107V106H149ZM172 106H169V108H171ZM185 107V105H184ZM183 107V108H184ZM69 108V107H68ZM110 108V107H108ZM124 108L125 113L122 111V109ZM147 108V107H146ZM28 109V108H26ZM36 109V108H35ZM59 109V107H58ZM139 109V108H138ZM137 109V110H138ZM153 109V108H152ZM156 109H158V107H156ZM166 109V108H164ZM185 109V108H184ZM214 109V107H213ZM222 109V108H221ZM49 110V109H48ZM71 110V109H70ZM76 110V109H75ZM106 110V109H104ZM151 110V109H148ZM172 110H176V109H172ZM183 110V109H182ZM233 110V109H232ZM237 110V109H236ZM235 110V111H236ZM27 111V110H26ZM25 111V112H26ZM35 111V110H33ZM60 111V110H59ZM58 111V112H59ZM91 111V110H90ZM88 111V112H90ZM107 111V110H106ZM262 111L264 112V107L262 108ZM53 112V110H52ZM57 112V111H56ZM55 112V113H56ZM57 112V113H58ZM140 112V111H139ZM142 112V111H141ZM140 112V113H141ZM147 112V111H145ZM144 112V113H145ZM150 112V111H148ZM162 113L164 111H161ZM172 112V111H171ZM174 112V111H173ZM176 112V111H175ZM216 112V111H215ZM49 113V112H48ZM72 113V112H71ZM155 113H157L155 111ZM160 113V111H159ZM160 113V114H162ZM170 113V112H169ZM168 110H167V114ZM206 113V112H205ZM222 113V112H221ZM31 114V113H30ZM50 114V113H49ZM54 114V113H53ZM60 114V112H59ZM142 114V113H141ZM158 114V113H157ZM174 114V113H173ZM201 114V113H200ZM216 114V113H215ZM239 114V113H238ZM3 115V116H2ZM32 115V114H31ZM47 115V114H46ZM57 115V114H56ZM76 115V114H75ZM156 115V114H155ZM177 115V113H176ZM27 117V115H25ZM60 116H62V114H60ZM64 116V115H63ZM88 116V115H87ZM98 116V115H97ZM148 116V115H147ZM146 116V117H147ZM154 116V114H153ZM158 116V115H156ZM164 116V115H162ZM180 116V115H179ZM238 116V115H237ZM25 117V118H26ZM65 117L64 116V120H60L62 122L65 121ZM90 117V116H89ZM99 117V116H98ZM103 117V116H102ZM150 117V115H149ZM165 117V116H164ZM181 117H183L181 115ZM187 117V115H186ZM216 117V115H215ZM222 117V116H221ZM13 118V119H12ZM43 117H41L42 119ZM54 118V117H53ZM58 118V117H57ZM155 118V117H154ZM153 118V119H154ZM167 118V117H165ZM184 118V117H183ZM189 118V119H190ZM207 118V115H206ZM56 119V118H55ZM152 119V120H153ZM156 119V118H155ZM169 119V118H168ZM167 119V120H168ZM179 119V117H178ZM181 119V118H180ZM219 119V118H218ZM229 119V118H228ZM242 119V118H241ZM238 119V120H241ZM40 120V119H38ZM43 120V119H42ZM146 120V119H145ZM166 120V121H167ZM173 120V119H172ZM195 120V119H194ZM197 120V119H196ZM195 120V121H196ZM204 120V118H203ZM211 120V119H210ZM254 120V119H253ZM58 121V120H57ZM97 121H102L101 119H97ZM107 121V120H106ZM148 121V120H147ZM169 121V120H168ZM167 121V122H168ZM175 121V120H173ZM180 121V120H179ZM182 121V120H181ZM188 121L187 119L185 120V123H183L182 125H180L181 129H187L188 126H190V123L192 122ZM200 121V119H199ZM31 122L30 120H28L27 123ZM84 122V121H83ZM87 122V121H86ZM85 122V123H86ZM139 122V121H138ZM149 122V121H148ZM147 122V123H148ZM151 122V120H150ZM154 122V120H153ZM152 122V124H153ZM156 122V121H155ZM162 123V121H160ZM165 122V121H163ZM208 122V121H207ZM239 122V121H238ZM258 124L260 126H264L262 124H260V122L262 121H257ZM43 123V122H42ZM66 123V122H65ZM146 123V122H144ZM158 123V121H157ZM170 123V122H169ZM198 123V122H197ZM206 123V122H205ZM211 123V122H209ZM214 123V121L212 122ZM247 123V122H246ZM255 123V122H253ZM252 123V125H253ZM33 124V123H32ZM44 124V123H43ZM69 124H71V122H68L66 124V126H68ZM89 124V123H88ZM93 124V123H92ZM141 124V123H140ZM139 124V125H140ZM178 124V123H175ZM192 124V123H191ZM215 124H218L217 122ZM264 124V123H263ZM150 125V124H149ZM159 125V124H158ZM162 125V124H161ZM200 125V122H199ZM227 125V124H226ZM237 122L233 121V122H229L228 127H226V129L230 128V129H234L235 126H237ZM27 126V125H26ZM76 126V125H74ZM85 126V125H84ZM141 126V125H140ZM207 126V125H206ZM210 126V125H208ZM39 127V125L37 126ZM45 127V126H44ZM78 127V126H76ZM75 127V129H76ZM139 127V126H137ZM151 127V126H150ZM160 127V126H159ZM158 127V128H159ZM213 127V126H212ZM24 128V127H23ZM27 128L30 129V127L28 126ZM36 128V127H35ZM43 128V127H42ZM47 128V127H46ZM45 128V131H46ZM83 128V127H82ZM81 128V129H82ZM90 131V125H87L84 127L85 131ZM94 128V126H93ZM115 128V129H114ZM161 128V127H160ZM175 128V127H174ZM178 130V127H176ZM179 128V129H180ZM247 128V127H246ZM20 129V128H19ZM34 129V128H33ZM39 129V128H36ZM53 129V128H52ZM92 129V128H91ZM116 132V135L114 132H109L107 135H103L101 133L108 131V130H113ZM142 129V128H140ZM163 129V128H162ZM192 129V128H191ZM201 129V128H200ZM48 130V128H47ZM67 130V129H66ZM151 130V129H150ZM158 131V129H155ZM161 130V129H160ZM173 130V129H172ZM218 130V129H217ZM231 130V131H232ZM235 130V129H234ZM237 130V129H236ZM27 131V130H26ZM37 131V130H35ZM34 131V132H35ZM65 131V130H64ZM69 131V130H68ZM67 131V132H68ZM77 131V129H76ZM75 131V132H76ZM83 131V130H82ZM200 131V130H199ZM242 131V129H241ZM73 132V131H72ZM73 132V133H75ZM146 132V131H145ZM150 133H152L153 131H149ZM156 132V131H155ZM152 133V135H155L154 138L156 137V134H158V132L155 134ZM174 132V131H173ZM235 132V131H234ZM233 132V133H234ZM49 133V132H48ZM92 133V132H91ZM100 133V134H98ZM160 133V132H159ZM172 133V132H171ZM177 132H174V134H176ZM198 133V132H197ZM222 133V131L220 130L218 132ZM245 133V132H243ZM242 133V134H243ZM79 134V133H78ZM77 134V135H78ZM142 134V133H141ZM144 134V133H143ZM142 134V135H143ZM164 134V133H163ZM180 134V132H179ZM184 134V133H183ZM50 135V134H49ZM64 135L66 136L67 134L64 132ZM72 135V134H71ZM75 135V134H74ZM149 135V134H148ZM187 135V134H185ZM231 135V134H230ZM237 135V134H236ZM68 136V135H67ZM122 136V137H121ZM191 136V135H190ZM45 137V136H44ZM50 137V136H49ZM120 137V138H119ZM173 137V136H172ZM178 137V135H177ZM193 137V136H192ZM191 137V138H192ZM235 137V136H234ZM256 137V136H255ZM12 139V133H11V137ZM28 137H25V140H27ZM52 138V137H51ZM136 138V139H135ZM152 138V137H151ZM162 138V137H161ZM169 138V137H168ZM186 138V137H185ZM184 138V139H185ZM198 138V137H197ZM260 135L258 134L257 138H255L256 141H259L260 139ZM15 139V136H14ZM90 139V138H89ZM93 139V138H92ZM120 140L119 143H116V140ZM153 139V138H152ZM160 139V138H159ZM245 139V138H244ZM35 140V139H34ZM101 145L98 143L99 141H101ZM115 140V142H114ZM161 140V139H160ZM177 140V139H176ZM190 140V139H189ZM194 140V139H193ZM230 139L228 138V141ZM250 140V139H249ZM248 140V141H249ZM252 140V139H251ZM250 140V141H251ZM147 141V140H145ZM158 141V140H157ZM195 141V140H194ZM220 142L223 143H228V141L226 140L225 137H221L219 139ZM227 141V142H225ZM231 141V140H230ZM246 141V140H245ZM133 142V143H132ZM159 142V141H158ZM173 142V141H172ZM184 142V141H183ZM247 142V141H246ZM12 143V142H11ZM14 143V142H13ZM45 143V142H43ZM72 143V142H71ZM70 143V144H71ZM90 143V142H89ZM130 143H132L131 145H129ZM171 143V142H170ZM188 143V141H187ZM240 143V142H239ZM250 143V142H249ZM52 144V143H51ZM93 144V143H92ZM229 144V143H228ZM247 144V143H246ZM100 145V146H98ZM190 147L187 148L188 152H183L181 155H175L173 158V155L175 154L174 152L172 153V149L167 152L164 151L163 156L161 155V157H163V160H166L165 162L161 163L162 169L163 168H168L169 169V163L168 160L170 158V156H172L171 159V165L174 164V170L176 172H178V174H181V178L176 177V181L179 183L184 182L185 184L189 183L190 178L193 179V183H191L190 186H186V192L187 195L183 196V191H178L179 190V186L176 185H172L174 186V192H177V196L179 199L181 198H185L188 205H183V209L184 212L183 214H186L190 216V219L192 221L195 222H188L191 225H187L185 224L186 228L193 229L197 231V247H196V251L198 252L197 255L201 256V253L204 252L206 250V247H204V249H201V243L203 241V239L206 238H210L212 240H215L216 237H219V240L222 238L224 240L227 239V237L222 234L221 232H219L218 230L215 229V225L220 221V219L222 218V216L224 214H227V212L229 210H233L235 211L237 214H242L243 212H250L251 213V217L248 220L249 221V226L254 227L253 225L256 223V227L258 229H264L263 227L259 226V217L258 220L255 217V209L253 207V203L254 199L255 201H257V190H256V183H258V181L261 179V175L264 174V161L263 162H257L256 161H251V160H246V163L244 166H248V169H244V166H241L239 168V170L235 173H240L241 174L239 176H237L236 178H231V177H225L224 173L225 172L223 169L224 168H219V171H221V173H219L215 178L212 176L213 171L218 167V166H224L221 165V161L225 156L224 150H221L220 153H218V149H212L211 150V155H207L205 150L202 149L203 147L201 145L196 144L195 142H191L190 144H188ZM248 145V144H247ZM12 146V145H11ZM30 146V145H29ZM33 146V145H32ZM152 146V145H151ZM231 146V144L229 145ZM245 146V145H244ZM157 145L152 146L153 152L154 150H156ZM226 147V146H225ZM234 147V146H233ZM243 148V146H241ZM250 147V146H249ZM248 147V148H249ZM55 148V147H54ZM76 148V146H75ZM82 149H76V150H72V152L74 154H76V157H74L72 159V161H69V165H78L80 162H82L83 159L87 158L85 156L91 154L89 152H93L94 149L92 148V146H87L85 149H83V147H80ZM177 148V146H176ZM256 150V152H252L251 154H253L252 158L254 159L255 155H257L260 159L261 156H263L262 154L264 153V142H257L256 146L252 147V149ZM227 149V148H226ZM225 149V150H226ZM230 149V148H229ZM228 149V150H229ZM251 149V148H250ZM249 149V150H250ZM9 143L2 141L0 143V154L4 155V153H9ZM12 150L14 153H17L16 147L13 148ZM40 150V149H39ZM186 150V151H187ZM244 150V149H243ZM25 151H27L26 146L23 147V155L25 154ZM31 148L29 147V152H31ZM34 154H35V150L33 149ZM233 151V150H232ZM242 151V149H241ZM240 151V152H241ZM158 152V151H157ZM171 152V153H170ZM178 152V151H177ZM231 152V149L230 151ZM235 152V150H234ZM239 152V151H238ZM170 153V154H168ZM181 153V152H180ZM179 153V154H180ZM248 153V152H247ZM239 154V153H238ZM250 154V153H249ZM53 155V153H52ZM118 155V156H117ZM243 155H244V151H243ZM33 156V155H32ZM45 156V155H44ZM120 156V157H119ZM232 156L234 157V154H232ZM54 157V156H53ZM119 157V158H117ZM231 157V156H230ZM237 157V156H236ZM37 158V157H36ZM55 158V157H54ZM244 158V157H243ZM250 158V157H249ZM257 158V157H256ZM50 156H49V158ZM89 159V158H88ZM233 159V158H232ZM237 159V158H236ZM242 159V158H240ZM238 159V160H240ZM49 160V161H50ZM53 160V159H52ZM69 160V159H68ZM224 160V159H223ZM48 161V160H47ZM62 161V160H59ZM91 161V160H90ZM184 161L186 164H188V168L184 167L183 168V164ZM88 162V161H87ZM239 162V161H238ZM48 163V162H47ZM45 163V164H47ZM65 163V162H64ZM67 163V162H66ZM195 163L196 165L198 164L199 167L197 169H193V167L195 168ZM12 164L14 165L15 162L12 159ZM23 164V163H22ZM51 164V163H50ZM82 164V163H81ZM4 164H0V170L1 167ZM53 165V164H52ZM69 165L67 167H69ZM153 165V164H152ZM234 165V164H233ZM232 165V166H233ZM23 166V165H22ZM22 166H20L22 168ZM151 166V165H148ZM189 166H191V169H189ZM193 166V167H192ZM7 167V166H6ZM86 167V166H85ZM20 168V169H21ZM59 168V167H58ZM76 167H74L75 169ZM91 168V167H90ZM43 169V168H42ZM48 170V169H47ZM63 170V169H61ZM65 170V169H64ZM63 170V171H64ZM165 170V169H164ZM9 171V170H8ZM26 170H24L23 172H25ZM73 171V170H72ZM4 172V171H3ZM162 173H164L163 171H161ZM55 173V172H54ZM173 173V171H172ZM11 174V173H10ZM223 174V175H222ZM16 175V174H15ZM18 175V173H17ZM16 175V176H17ZM222 175V176H221ZM57 176V175H56ZM71 176V175H70ZM108 176V175H107ZM220 176V178H218ZM263 176V175H262ZM9 178L8 175H5L4 173H2L0 171V188H5L6 186V182L7 179ZM11 178V177H10ZM218 178V179H217ZM31 179V178H30ZM105 179V178H104ZM103 179V181H104ZM138 179V180H139ZM135 180V182H136ZM109 181V182H110ZM159 181V182H158ZM9 182V181H8ZM56 182V181H55ZM59 182V181H58ZM179 183V184H180ZM228 183H230V185H228ZM9 184V183H7ZM60 184V183H59ZM109 183H107L108 186ZM111 184V183H110ZM122 184V183H120ZM127 184V183H126ZM129 184V183H128ZM31 185V184H30ZM55 185V184H54ZM101 185V184H100ZM113 185V184H112ZM123 185V184H122ZM137 185V182H136ZM103 186V187H105ZM144 186V185H143ZM141 186L140 184L136 187L137 188H141L143 189L144 187ZM101 187V188H103ZM109 187V186H108ZM115 187V186H114ZM125 187V186H124ZM169 187V188H168ZM8 188V186H7ZM11 188V187H10ZM111 188V187H110ZM182 188V187H181ZM14 189V188H13ZM18 189V188H17ZM26 189V188H25ZM97 189V188H96ZM112 189V188H111ZM114 189V188H113ZM116 189V188H115ZM140 190L136 191L135 193H133V188H124V191L126 192H130L129 195H125L126 197L123 198L122 196H124V194L119 193L118 195H112V196H107L106 198H104L102 200V202H104L103 204H106L109 199H113V201L117 204H115V206L117 207L119 204L120 206L122 204H124L125 209H127L128 214L131 213H136L135 216H132L131 219H126L125 222L126 223H133V224H138V223H152L155 224V226H159V222L157 219H155V215L152 214L149 210H152L151 207L153 205H150L148 203V199H147V194L145 195L144 192H142ZM11 190V189H10ZM76 190V189H75ZM83 190V189H82ZM94 190V189H93ZM118 189H116L117 191ZM13 191V190H12ZM84 191V190H83ZM115 191V190H114ZM20 192V190H19ZM36 192V191H35ZM109 192V191H108ZM122 192V191H121ZM65 193V192H63ZM70 193V192H69ZM73 193V192H72ZM107 193V192H106ZM114 193V192H113ZM116 193V192H115ZM57 194V193H56ZM68 194V193H67ZM111 194V193H109ZM128 194V193H126ZM185 194V193H184ZM6 195V194H5ZM20 195V194H19ZM58 195V194H57ZM92 195V194H91ZM108 195V193H107ZM156 195V196H157ZM30 198L31 194L29 195ZM104 196H106V194H104ZM69 197V196H68ZM74 197V196H73ZM173 197V196H172ZM98 196H89V204H96V202H98ZM251 198V200H250ZM7 199V198H6ZM29 201H32V200ZM47 199V198H46ZM45 199V200H46ZM66 199V198H65ZM75 199V198H74ZM79 199V198H78ZM87 199V198H85ZM175 199V198H174ZM182 199V200H183ZM248 199V200H247ZM122 200V202H121ZM177 200V199H176ZM36 201V200H35ZM48 201V200H47ZM76 201V200H74ZM79 201V200H77ZM179 201V200H178ZM68 202V201H67ZM50 203V202H49ZM53 203V202H52ZM69 203H73V202H69ZM181 203V201L179 202ZM24 204V203H23ZM35 204V203H34ZM45 204V203H44ZM43 204V205H44ZM48 204V203H47ZM102 204V205H103ZM108 204V203H107ZM114 204V203H113ZM257 204V202L255 203ZM60 205V204H59ZM100 205V204H99ZM45 206V205H44ZM101 206V205H100ZM105 206V205H104ZM257 206V205H256ZM0 207H1V200H0ZM6 207L11 210L13 213H15L16 216L19 217V214H24L27 213L26 207H24L18 200H16L15 196L12 195L11 198L8 199V201L6 202ZM73 207V206H72ZM79 207H81V205H79ZM110 207V206H109ZM123 207V206H121ZM36 208V207H35ZM61 208V207H60ZM69 208V207H68ZM67 208V209H68ZM86 208V207H85ZM102 208V207H101ZM114 208V207H113ZM150 208V209H149ZM155 208V207H154ZM29 209V207H28ZM40 209V208H39ZM49 209V207H48ZM163 209V207H162ZM177 209V208H176ZM252 209V212H251ZM258 209V208H257ZM32 210V209H31ZM88 210V209H85ZM124 210V209H123ZM3 211V210H2ZM33 211V210H32ZM35 211V210H34ZM45 211V210H44ZM126 211V210H125ZM182 211V210H181ZM10 212V211H9ZM30 212V211H29ZM37 212V209L36 211ZM122 212V211H121ZM174 212V211H172ZM176 212V211H175ZM32 213V212H30ZM81 213L84 214V212L82 211H76L73 212L71 211L70 214H72L74 217H76L77 220V224H82V223H88V221H95V223H98L97 219L95 220L93 215H87V216H81ZM178 213V212H177ZM263 213V212H262ZM1 216L3 218H6L7 215L4 212H0ZM98 214V213H97ZM122 214V213H120ZM127 214V213H126ZM246 214V213H245ZM63 215V214H62ZM101 215V214H99ZM103 215V213H102ZM220 215V217H219ZM235 215V214H234ZM244 215V214H243ZM13 216V215H11ZM24 216H26V222H30L31 218L33 219L32 216L28 215V214H24ZM36 216V215H34ZM43 216V215H42ZM45 216V215H44ZM65 216V215H63ZM68 216V215H66ZM105 217H113L115 218V214L114 213H106L104 214ZM157 216V215H156ZM260 216V215H259ZM15 217V216H14ZM52 217V216H51ZM55 217V216H54ZM53 217V218H54ZM124 217V216H123ZM245 217V216H244ZM9 218V217H8ZM43 218V217H42ZM48 218V217H47ZM57 218V217H55ZM64 218V217H62ZM12 219V218H10ZM21 219V218H20ZM24 219V218H23ZM69 219V217H68ZM99 219V218H98ZM116 219V218H115ZM262 219V218H261ZM260 219V220H261ZM44 220V219H43ZM65 220H67V218H65ZM70 220V219H69ZM75 220V221H76ZM106 220V219H105ZM109 220V219H108ZM120 220V219H119ZM123 220V219H122ZM179 220V219H178ZM182 220V219H181ZM239 220V219H238ZM24 221V220H23ZM45 221V220H44ZM43 221V222H44ZM53 221V219H52ZM103 221V220H102ZM102 221H100L102 223ZM161 221V220H159ZM189 221V220H188ZM227 221V220H226ZM230 221V220H229ZM242 221V219H241ZM1 222V221H0ZM36 222V221H35ZM34 222V223H35ZM113 222V221H111ZM232 223V221H230ZM247 222V221H245ZM18 223V222H17ZM22 223V222H21ZM50 223V222H49ZM62 223V222H61ZM60 223V224H61ZM67 223V222H66ZM118 223V222H116ZM162 223V222H161ZM164 223V222H163ZM262 223V222H261ZM38 224V223H37ZM57 224V223H56ZM59 224V226H60ZM80 224V225H81ZM125 224V223H124ZM171 224V223H170ZM169 224V225H170ZM239 224V223H238ZM33 225V224H32ZM53 224H51V231L48 233V238H54L57 235V231L59 230V228L53 226ZM66 225V224H65ZM72 225V224H71ZM97 225V224H96ZM145 225V224H144ZM229 225V224H228ZM245 225V224H244ZM35 226V225H34ZM47 226V225H46ZM76 226V225H75ZM182 226V225H181ZM238 226V225H236ZM241 226V225H240ZM246 226V225H245ZM26 227V226H25ZM42 227V226H41ZM45 227V226H44ZM97 227V226H96ZM146 227V225H145ZM228 227V226H227ZM231 227V226H230ZM235 227V226H234ZM114 228V226H113ZM152 228V227H151ZM163 226L160 225L159 229L157 231L162 230ZM221 228V227H220ZM240 228V227H239ZM96 229V228H95ZM112 229V226H111ZM129 229V228H128ZM170 229V228H169ZM169 229L165 228V234L169 233ZM223 229V228H222ZM221 229V230H222ZM241 229V228H240ZM30 230V229H29ZM41 230V229H40ZM78 230V229H77ZM106 231V229H104ZM108 230H110L108 228ZM101 231V230H100ZM119 231V230H118ZM128 231V230H127ZM130 231V230H129ZM126 233L127 235H131L132 233L129 232ZM134 231V230H132ZM154 231V230H153ZM205 231V233H204ZM223 231V230H222ZM31 232V231H30ZM29 232V233H30ZM41 232V231H40ZM102 232V231H101ZM113 232V231H112ZM117 232V231H115ZM140 232L141 235L140 237H138L137 239H134L132 242V247H129V245L127 246V250H126V256L127 259L129 261H132L133 263L136 262L137 264H160L158 262V260H154L153 258L148 257V239L149 238V233L148 231L145 230H141ZM188 232V231H186ZM190 232V231H189ZM264 232V231H263ZM95 233V232H94ZM114 233V232H113ZM120 233V232H119ZM161 233V232H160ZM181 233V232H180ZM34 234V233H33ZM63 234V231L62 233ZM97 234V233H95ZM135 234V233H134ZM163 234V233H162ZM189 234V233H188ZM263 234V233H262ZM46 235V233H45ZM79 235V233H78ZM110 235V234H109ZM125 235V234H124ZM241 235V234H240ZM261 235V234H260ZM119 236V235H118ZM135 236V235H134ZM183 236V235H182ZM113 237V236H112ZM152 237V235H151ZM114 238V237H113ZM125 238V237H124ZM145 239V242L142 241V239ZM182 238V237H181ZM101 239V238H100ZM110 239V238H109ZM119 239V238H118ZM193 239H195L193 237ZM88 240V239H86ZM94 241L98 242V239H93ZM111 240V239H110ZM125 241H128L126 239H124ZM132 240V239H131ZM185 240V239H184ZM205 240V239H204ZM118 241V240H116ZM120 241V240H119ZM130 241V240H129ZM206 241V240H205ZM211 241V240H209ZM99 242H101L99 240ZM123 242V241H121ZM213 242V241H212ZM217 242V241H216ZM223 242V241H222ZM252 242V241H251ZM187 243V242H186ZM191 243V242H190ZM194 243V242H193ZM83 244V243H82ZM98 244V243H97ZM100 244V243H99ZM175 244V243H174ZM185 244V243H184ZM192 244V243H191ZM73 245V244H72ZM109 245V244H108ZM176 245V244H175ZM181 245H183L182 241H179L177 243L178 247H181ZM212 245V244H211ZM99 246V245H98ZM187 246V245H186ZM192 246V245H191ZM199 246V247H198ZM246 246V244H245ZM215 247V246H214ZM115 248V247H114ZM216 248V247H215ZM254 248V247H253ZM99 249V248H98ZM124 249V248H123ZM199 249V250H198ZM218 249V248H217ZM220 249V248H219ZM248 249V248H247ZM75 251V249H73ZM88 250V249H87ZM104 250V249H103ZM110 250V249H109ZM119 250V249H118ZM174 250V249H173ZM233 250V248H232ZM235 250V249H234ZM250 250V249H248ZM90 251V250H89ZM107 251V250H106ZM121 251V250H120ZM125 251V250H124ZM256 251V250H255ZM103 252V251H101ZM112 252V250H111ZM110 252V253H111ZM114 252V251H113ZM169 252L171 253V251L169 250ZM211 253V251H209ZM216 252V251H215ZM224 252V250H223ZM227 252V251H226ZM235 252V251H234ZM249 252V251H248ZM254 252V251H253ZM93 253V252H92ZM169 253V254H170ZM252 254V253H251ZM85 255V254H84ZM109 255V254H108ZM125 255V254H124ZM152 255V254H151ZM171 255V254H170ZM196 255V256H197ZM232 255V254H231ZM101 256V255H100ZM150 256V255H149ZM226 256V255H225ZM254 256V255H253ZM115 257V256H114ZM124 257V256H123ZM156 257V256H155ZM175 258V257H174ZM206 258V256H205ZM230 258V257H229ZM88 259V258H87ZM101 259L102 256H101ZM168 259V258H167ZM176 259V258H175ZM257 259V258H256ZM222 260V258H221ZM123 261V260H122ZM162 261V259H161ZM183 261V260H182ZM225 261V260H224ZM228 261V259H227ZM250 261V260H249ZM253 261V260H252ZM120 262V261H119ZM175 262V261H174ZM222 262V261H221ZM231 262V261H230ZM236 264H242V259L241 262L239 261V259L237 258V261H233ZM97 263V262H96ZM100 263V262H99ZM164 263V262H163ZM168 263V262H167ZM170 263V261H169ZM173 263V262H172ZM178 263V262H177ZM181 263V262H180ZM179 263V264H180ZM261 263V262H260ZM92 264V263H91ZM104 264V263H103ZM186 264V263H185ZM232 264V263H231ZM255 264V263H253ZM257 264V263H256Z\"/></svg>", "mask_w": 264, "mask_h": 264}, {"label": "water", "instance_id": "3", "mask_svg": "<svg viewBox=\"0 0 264 264\" xmlns=\"http://www.w3.org/2000/svg\"><path fill=\"white\" fill-rule=\"evenodd\" d=\"M208 67V66H207ZM207 67H205V68H207ZM211 72V71H210Z\"/></svg>", "mask_w": 264, "mask_h": 264}]
</instances>
